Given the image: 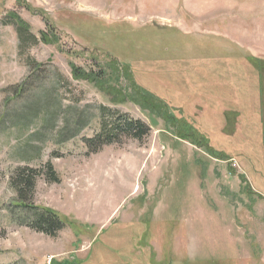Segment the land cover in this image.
<instances>
[{
    "label": "rangeland",
    "instance_id": "rangeland-1",
    "mask_svg": "<svg viewBox=\"0 0 264 264\" xmlns=\"http://www.w3.org/2000/svg\"><path fill=\"white\" fill-rule=\"evenodd\" d=\"M102 107L149 136L91 153ZM0 264H264V0H0Z\"/></svg>",
    "mask_w": 264,
    "mask_h": 264
},
{
    "label": "trees",
    "instance_id": "trees-1",
    "mask_svg": "<svg viewBox=\"0 0 264 264\" xmlns=\"http://www.w3.org/2000/svg\"><path fill=\"white\" fill-rule=\"evenodd\" d=\"M11 16L6 15L4 19H2L3 25H15L17 29V35L19 40V50L22 52L26 46L30 45H36L37 43H45V35L42 32L40 39H37L32 34L29 35V32L27 28H24L19 23H17L16 19L13 17V14H10ZM116 63V62H114ZM32 66H35L34 71H37L39 67H37V62H32ZM118 67V66H117ZM76 73L74 76L77 79H83L88 80L90 78L89 74L82 73L81 69H74ZM38 72V71H37ZM108 72V69H100V71L95 72V74H92V80H98L103 79L102 77H105V73ZM82 73V74H81ZM103 80H101L102 82ZM141 94H143L146 97V103L149 104L150 102H153L150 96H148V93L142 91ZM161 110V108H160ZM119 113L112 111L111 109L107 107L101 108V131L98 135H96L94 138H90L87 140V146L91 150V153H97L103 146L112 145L114 143L121 142V139L124 137H132L133 139H136L137 141H142L146 137L149 136L150 128L145 126L140 121L135 120H129L127 117L123 115H118ZM120 116V117H119ZM125 117V118H124ZM165 119V118H164ZM180 136V133H178ZM46 169L48 171V179L50 181L59 183L60 179L57 177V174L53 168V165L51 163L45 164ZM15 176L12 178L11 183L16 188L18 200L20 203L27 202L28 204L31 203L33 197L35 187H36V181L38 177L41 175V171L30 169L28 167L23 168H17L15 171ZM24 208L28 206L30 209H34L33 206L29 205H22ZM38 211V210H37ZM59 217L56 216L54 212H39L34 214L33 220L31 222V227L36 229L37 232L46 234L51 237H56L57 233L60 232L64 228V223H62L59 219Z\"/></svg>",
    "mask_w": 264,
    "mask_h": 264
}]
</instances>
